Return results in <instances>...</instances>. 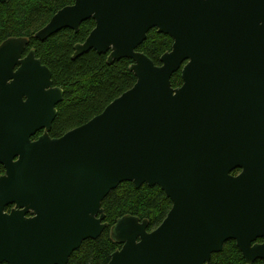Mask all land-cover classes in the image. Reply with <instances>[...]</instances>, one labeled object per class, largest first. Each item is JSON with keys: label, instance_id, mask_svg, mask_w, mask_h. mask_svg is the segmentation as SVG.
I'll list each match as a JSON object with an SVG mask.
<instances>
[{"label": "water", "instance_id": "obj_1", "mask_svg": "<svg viewBox=\"0 0 264 264\" xmlns=\"http://www.w3.org/2000/svg\"><path fill=\"white\" fill-rule=\"evenodd\" d=\"M88 19L73 58L131 59L137 81L59 138L51 69L27 37L0 44V264H68L109 227L102 203L124 181L159 186L172 208L152 231L119 218L108 264H209L229 240L264 260V0H75L35 36ZM154 28L174 40L160 65L138 51Z\"/></svg>", "mask_w": 264, "mask_h": 264}, {"label": "trees", "instance_id": "obj_2", "mask_svg": "<svg viewBox=\"0 0 264 264\" xmlns=\"http://www.w3.org/2000/svg\"><path fill=\"white\" fill-rule=\"evenodd\" d=\"M75 0H9L0 2V44L10 37H27L31 49L52 71L55 86L64 91V98L57 106L58 114L53 122L51 136L59 137L101 113L115 98L132 88L137 77L131 71L133 60L122 58L108 63V54L95 50L73 58L75 46L83 43L95 28L94 19L81 23L79 31L63 29L45 40L35 34L63 7ZM173 38L169 34L151 29L138 51L148 55L157 65L161 56L172 49ZM174 87L183 84L182 69L172 77ZM240 170H235L237 175ZM0 173L3 167L0 166ZM102 207L110 225L96 239H87L73 252L68 264H108L112 254L121 244L112 239L110 228L125 215L141 220L148 219L149 231L158 227L172 208V201L159 186L143 184L137 188L133 182L124 181L103 200ZM262 242V239H259ZM8 264V263H2ZM209 264H247L236 241H227L222 251L212 255ZM252 264H264L258 259Z\"/></svg>", "mask_w": 264, "mask_h": 264}, {"label": "flooded vegetation", "instance_id": "obj_3", "mask_svg": "<svg viewBox=\"0 0 264 264\" xmlns=\"http://www.w3.org/2000/svg\"><path fill=\"white\" fill-rule=\"evenodd\" d=\"M59 104H60V103H59ZM59 104H58V105H59ZM58 105H57V106H58ZM57 111H58V110H57ZM57 114H58V113H57ZM52 125H53V124H52ZM76 127H77V126H76ZM74 128H75V127H74ZM51 129H52V128H51ZM72 129H73V128H72ZM70 130H71V129H70ZM43 132H44L43 130L38 131L37 134H35V135L32 137V139H33V140L38 139V138L43 134ZM50 132H51V130H50ZM50 132H49V134H50ZM63 135H64V134H63ZM50 136H51V134H50ZM61 136H62V135H61ZM61 136H59V137H61ZM51 137H52V138H59V137H53V136H51ZM0 166L3 167V173H0V176H1V175L5 174V171H6V170H5V167H4L2 164H0ZM14 207H15L14 204H12V205L6 207L5 212H8V213L11 212L12 209H13ZM27 216L30 217L31 215L28 214Z\"/></svg>", "mask_w": 264, "mask_h": 264}]
</instances>
